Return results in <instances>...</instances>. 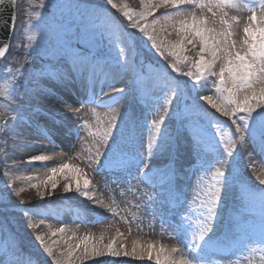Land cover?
Segmentation results:
<instances>
[{
  "label": "rangeland",
  "instance_id": "rangeland-1",
  "mask_svg": "<svg viewBox=\"0 0 264 264\" xmlns=\"http://www.w3.org/2000/svg\"><path fill=\"white\" fill-rule=\"evenodd\" d=\"M114 2L127 5L134 13L144 10L141 0ZM39 3L40 0H15L17 19L8 53L0 58V83H8L3 79L11 75L8 67L12 71L19 69L23 77L28 76L32 65L27 62L31 60V56L25 57L28 51L26 45L29 44L27 36L35 33L26 22L30 18L29 14H32V23H35V13H42L46 18L55 14L65 29H70L73 34L79 30L81 39L79 43L75 39L73 42L89 58H97L100 82L95 86L93 97L91 90L85 96L84 89L79 84L63 88L49 80L38 81L31 89L35 94V104L26 105V108L31 107L36 114L35 119L19 122L15 132H12L11 127L7 133L2 131L4 119L7 118L10 124L11 116H5L6 102L0 99V260L4 264H53V257L44 251L40 241L35 238L37 235H42L53 246L54 252H66L68 244H80L73 256L74 264H155L154 253L153 259H148L150 243L155 245V251L160 247H164L166 251L171 248L179 249L173 253L177 260L188 258L183 239L177 238L174 228L178 218L173 217L170 211L172 206L161 203L158 195L159 178L153 177L157 185L153 188L137 174L135 168H132L131 175H127L116 166L101 167L95 162L99 137H94L91 133L102 128V121L105 122L103 126H106L107 118L115 110L118 129L122 128L125 137L130 140L125 145L126 153L129 156L140 154L146 157L152 140L151 120L157 112L164 115L161 129L171 137L173 152L181 169L178 183L190 198L193 189L201 182V177L211 183L212 174L220 168L217 165L207 174L198 172L200 161L196 155V144L200 143L207 158L213 157L212 150L199 141L198 128L206 126L208 134L214 135L217 128L207 125L208 120H213L219 124L221 131L235 134V126L228 117L215 112L206 102L199 101L203 107H195L192 93L183 85L182 95L177 93L178 98L172 99L165 114V98L172 95L169 86L188 78L177 76L176 73L167 76L163 69L168 61L155 55L154 50L148 46L151 42L145 45L138 40L137 37H142L143 40L146 37L138 30L128 27L126 18L107 5L106 0H45V9H41ZM144 3L147 4L148 0H144ZM225 10L229 16L238 15L241 18L240 34L234 37L239 39L243 35L242 28L247 22L248 13ZM173 11L175 10L171 6L160 7L147 17V21L150 23ZM197 15H200L199 11ZM164 24L163 20H159L155 25V34L166 42L178 39L172 27L161 29ZM107 27L118 34L123 33L115 46L108 39ZM131 33H136V36H131ZM37 39L39 40L38 36ZM187 47L192 48L191 45ZM119 48L125 49L129 63L134 65L135 70L120 71L115 74L114 81L113 67H106L105 64L106 61L109 65L113 64ZM185 54L194 56L193 51L186 50ZM105 75L110 78H104ZM23 77L21 85L26 83ZM136 83L143 89L136 99L131 95L121 96L118 102L110 99L118 95L109 87L110 84L114 87L128 85L132 88ZM53 91L56 93L55 97ZM20 92L23 93V87ZM61 94L68 104L81 108V112L73 115L64 104H60L57 105L59 113H53L50 109L51 102ZM84 99H94V102L82 106L80 101ZM147 103L153 105L150 114ZM178 112L182 114L179 118ZM121 117L125 120L124 125L120 124ZM85 121L89 127L79 132V138L75 133L66 134V129L81 126ZM120 134L119 130L113 132L118 139ZM100 151H105L102 144ZM236 152L239 155L232 161L230 168L235 172L238 182L223 199V220L217 227V237L214 238L210 257L214 264H264V244L260 243L259 227L264 210L258 199L251 198L264 189V185L259 182L260 178H264V148L258 141L254 143L246 136L242 146L236 145ZM37 155H45L49 159L29 162L30 157ZM168 160L169 155L165 150L159 155H153L149 163L151 167L159 169ZM100 161L103 164V156ZM64 163L71 168L81 169L82 176L89 179L88 197H83L76 191L75 181L71 179L74 173L70 170L56 174L54 189L51 186L53 181H49L45 187L43 181L52 175L50 169ZM223 170L229 171V165H225ZM29 176L33 177L31 181L26 179ZM32 184L37 187H32ZM66 184L71 185V191L67 193L64 191ZM81 189L83 190L82 179ZM149 197L152 199L149 200ZM100 200L103 201L102 205L98 203ZM26 211L29 213L27 216ZM33 213L38 215L34 216ZM61 227L65 228L64 233L51 235L52 231ZM241 229L253 241L248 249L235 244L231 238L233 231ZM86 236L89 237L86 242L89 247L98 245L104 248L115 240L114 248L119 249L123 244L125 251L131 253L135 248L140 255H92L77 259L83 253ZM54 241L58 243L54 244Z\"/></svg>",
  "mask_w": 264,
  "mask_h": 264
},
{
  "label": "snow or ice",
  "instance_id": "snow-or-ice-1",
  "mask_svg": "<svg viewBox=\"0 0 264 264\" xmlns=\"http://www.w3.org/2000/svg\"><path fill=\"white\" fill-rule=\"evenodd\" d=\"M4 2L5 0H0V5H4ZM141 2L144 5V10L134 13L127 5L122 6L115 3L114 0H106L107 5L116 9L126 18L128 27L138 30L146 37V40L137 37L138 40H141L145 45L151 42L148 46L154 50L155 55L168 61L163 69L167 76L176 73L177 76L188 78L186 81H177L169 86L172 95L165 98V114H167V106L172 103V99L178 98L177 93L182 95L181 85H183L192 93L195 107H203L198 103L199 101L206 102L215 112L231 120V124L235 126V134L221 131L219 124L213 120H208L207 125L217 128L214 135L208 134L206 126L198 128L199 141L206 144L213 152V157L207 158L200 143L196 144V155L200 161L198 172L207 174L217 165H220V168H217L212 174L211 183L204 180L202 176L201 182L193 189L190 198L187 193L182 191L178 183L181 169L178 167L173 152L171 137L161 129L164 115L159 112L151 120L152 140L149 142L148 156L144 157L140 154L129 156L126 153L125 145L129 144L130 140L125 137L122 128L118 129L117 113L114 110L107 118L106 126H103L105 122L102 121L100 122L102 128L91 133L94 137H99L95 162L101 167L116 166L127 175H131L132 168H135L137 174L150 183L153 188L157 187L153 177L159 178L160 192L158 195L161 197V203L172 206L170 211L173 217L178 218L174 223V228L177 238L183 239L188 258L177 260L173 253L179 249L171 248L166 251L164 247H160L158 251H155V245L150 243L148 244L149 260L153 259L154 253L155 264H214L210 257V251L213 248L214 238L217 237V227L223 220V199L233 185L238 182L235 172L230 168L232 161L239 155L236 152V145L242 146L244 138L247 136L254 143L258 141L264 148V0H148L147 4L144 3V0ZM38 6L45 9L47 7L45 0H40ZM168 6H171L175 11L153 19L150 23L147 21V17L153 15L158 8ZM225 9L234 10L236 13H248L247 22L243 24L242 28L243 35L239 39L234 37L240 34L241 18L238 15L229 16ZM198 11L200 15H197ZM29 17L26 23L35 34L27 36L29 44L26 45L28 51L25 53V57L31 56V60L27 62L32 67L27 77H23V73L19 69L12 71L11 67H8L7 70L11 75L3 77L8 83H0V99L6 102L5 116H11L10 124L7 118L4 119L2 128L4 133L8 132L9 127L12 132H15L21 121L35 119L36 114L32 112L31 107L26 108V105L35 104V94L31 89L38 81L49 80L63 88L79 84L84 89L85 96L91 90L93 97L95 96V86L100 82L97 58H89L73 42L75 39L76 43H79L81 39L79 30L76 34L71 33L70 29L64 28L62 21L56 19L55 14L46 18L42 13H35V23H32V14H29ZM16 19V14L13 12L11 15L13 31ZM159 20L165 22L161 29L172 27L178 39L167 42L161 40L155 34V25ZM141 21L144 22L141 23ZM106 34L112 46H115L123 37V33L118 34L110 27L106 28ZM168 34L171 35V33ZM130 35L136 36V33ZM40 41L44 43L41 44ZM188 45H191L192 48L188 49ZM8 47L9 45L5 44L3 48H0V58L5 57ZM186 50L193 51L194 56L186 55ZM105 66L113 67V79H115V74L120 71L135 70L134 65L129 63L124 48L118 49V55L114 58L113 64L109 65L106 61ZM22 77L26 81L24 85L20 83ZM21 87H23L22 94ZM109 87L118 94L110 98L113 102H118L124 95H131L133 99H136L143 91L142 86L138 83L134 84L132 88H129L128 85L114 87L111 84ZM55 95L56 93L53 91V96L55 97ZM93 102L94 99L80 101L82 106ZM60 104H64L68 112L73 115L81 112V108L73 107L58 98L52 100L51 111L59 113L57 105ZM106 106L112 107V105ZM146 107L150 114L153 105L147 103ZM181 115L179 112L177 113L178 118ZM120 124H125L123 117H121ZM88 127L89 125L85 121L81 126L66 129V134L75 133L79 138V132ZM115 130H119L121 133L119 139L113 135ZM101 144L105 148L104 152L100 151ZM165 150L168 152L169 160L162 168L151 167L149 161L152 156L159 155ZM101 156H103V164L100 161ZM48 159V156L37 155L30 157L29 162ZM225 165H229L227 172L223 170ZM65 170L74 173L71 179L75 181L76 191L81 196L88 197L89 179L82 176L81 169L71 168L67 163L50 169L52 175L43 181L45 187L49 181H53L51 186L54 189L56 187L54 177L57 173H64ZM26 179L31 181L33 177L29 176ZM81 179L83 180V190L81 189ZM259 182L264 185V178H260ZM31 186L37 187L35 184ZM64 191L66 193L71 191V185L66 184ZM251 198L252 200L258 199L262 210H264V189ZM151 199L152 197H149V200ZM98 203L102 205L103 201L100 200ZM25 215L27 216L29 213L26 211ZM32 215L38 214L33 213ZM41 223H43V219H41ZM35 227H39V225H35ZM259 227L260 243L264 244V211L261 214ZM57 232L64 233L65 228L61 227L52 231L51 235L56 236ZM35 238L40 241L47 255L53 257V264H74L73 256L80 248V244L75 246L68 244L66 252H54L53 246L47 243L42 235H37ZM231 238L235 244L241 245L245 249H248L249 245L253 243L243 229L233 231ZM88 239L87 236L84 238L85 247L77 259L92 255H140L135 248L131 253L125 251L123 244L119 249L114 248L115 240L104 248L98 245L89 247L86 243ZM53 243L58 242L54 241ZM0 264H4V261L0 260Z\"/></svg>",
  "mask_w": 264,
  "mask_h": 264
},
{
  "label": "water",
  "instance_id": "water-1",
  "mask_svg": "<svg viewBox=\"0 0 264 264\" xmlns=\"http://www.w3.org/2000/svg\"><path fill=\"white\" fill-rule=\"evenodd\" d=\"M13 12L16 14V8L12 0H5L4 5H0V48L10 43L9 40L13 32L11 21Z\"/></svg>",
  "mask_w": 264,
  "mask_h": 264
},
{
  "label": "bare ground",
  "instance_id": "bare-ground-1",
  "mask_svg": "<svg viewBox=\"0 0 264 264\" xmlns=\"http://www.w3.org/2000/svg\"><path fill=\"white\" fill-rule=\"evenodd\" d=\"M105 76H106V77H104V78H107V77H108L107 75H105ZM108 78H110V77H108ZM113 80H114V79H113ZM114 81H116V80H114ZM56 98L65 101V97H64L62 94H61L60 96L56 97ZM153 245H154V244H153Z\"/></svg>",
  "mask_w": 264,
  "mask_h": 264
}]
</instances>
